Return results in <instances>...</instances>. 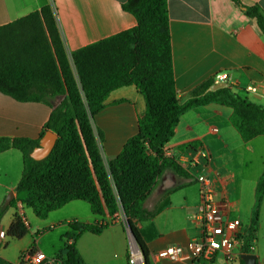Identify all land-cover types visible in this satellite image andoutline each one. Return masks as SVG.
Segmentation results:
<instances>
[{"label": "crops", "instance_id": "obj_1", "mask_svg": "<svg viewBox=\"0 0 264 264\" xmlns=\"http://www.w3.org/2000/svg\"><path fill=\"white\" fill-rule=\"evenodd\" d=\"M125 1L0 0V27L49 5L71 62L75 50L136 25L134 17L121 8ZM239 1L258 7L264 16V0ZM167 10L174 85L180 102L190 98L216 73L223 72L227 74V87L234 93L264 106V34L254 19L246 17L230 0H167ZM249 86L255 91H248ZM51 110L44 103L18 102L0 92V137L38 140ZM144 111V99L134 86L109 94L104 108L93 119L98 126L94 129L103 134L99 149L105 167L137 133ZM230 114V108L212 103L191 108L180 116L164 150L165 157L178 164L183 173L165 167L143 204L152 217L134 221L147 249L145 264H242L240 241L233 249L232 261L221 254L212 259L176 262L154 257L166 247L185 246L199 236L200 198L195 177L202 171L213 176L216 201L228 204L223 218L238 220L239 233L250 225L256 185L264 169V135L244 142L230 123ZM200 151L206 156H201ZM23 169L19 150L0 153V208L9 207L15 198ZM15 213L25 217L30 236H41L43 227H48L57 240L50 247L39 248L38 237L33 238L17 248L15 259L4 254L5 244L0 257L9 264H18L20 253L34 245L45 255L57 257L63 247L60 238L70 231L69 224L73 222L107 226L100 234L86 232L78 238L76 248L84 264H129V240L122 218L110 220L116 214L100 217L88 203L74 200L36 220L33 211L27 214L18 204L4 212L0 231H7ZM252 253L257 264H264V194Z\"/></svg>", "mask_w": 264, "mask_h": 264}, {"label": "trees", "instance_id": "obj_2", "mask_svg": "<svg viewBox=\"0 0 264 264\" xmlns=\"http://www.w3.org/2000/svg\"><path fill=\"white\" fill-rule=\"evenodd\" d=\"M230 1L254 19L264 34V16L258 7ZM121 8L134 17L136 25L75 50L71 62L49 5L0 27V92L18 102H41L50 107V100L64 96L52 108L39 136L46 131L57 135L46 158L35 161L30 157L39 139L0 137V153L13 148L24 160L9 206L17 208L20 204L44 219L51 211L79 200L88 203L100 217L123 214L147 257L134 221L152 217L143 204L165 167L183 173L164 155V146L172 138L180 116L212 103L228 107L230 123L247 142L264 135V106L242 98L230 87L212 90L213 79L180 102L172 70L167 0H126ZM127 86H134L142 95L145 111L138 120L137 133L105 167L91 121L112 91ZM96 135L103 139L99 129ZM263 194L264 169L256 185L250 225L238 236L242 254L253 251ZM3 210L0 208V217ZM24 219L14 214L5 232L9 238L21 239L28 233ZM69 227L70 231L60 238L63 247L57 257L62 264H84L76 248L78 238L86 232L100 234L107 226L73 222ZM0 264L9 263L0 257Z\"/></svg>", "mask_w": 264, "mask_h": 264}, {"label": "built area", "instance_id": "obj_3", "mask_svg": "<svg viewBox=\"0 0 264 264\" xmlns=\"http://www.w3.org/2000/svg\"><path fill=\"white\" fill-rule=\"evenodd\" d=\"M214 85L227 82L226 73H216L213 76ZM248 91L254 92L255 88L249 86ZM213 131H216L213 128ZM166 155V150H164ZM200 155L205 157L204 151H200ZM195 181L199 188L200 209V234L198 237L191 239L185 246L175 245L164 248L157 252L154 257L156 259L169 262H176L184 259H212L216 254H221L226 260L232 261L235 256L233 249L239 244V226L238 220H225L224 210H226L227 202H217L215 199V182L213 176L208 172H200L196 175ZM23 215V214H21ZM112 217L110 220H112ZM124 223V217L121 216ZM24 223L27 224L24 219ZM127 233V232H126ZM128 236V234H127ZM5 233L0 231V242L4 240ZM129 240V264H144L143 254L134 244L131 238ZM18 264H62L58 257L47 256L36 246H32L22 251L18 258Z\"/></svg>", "mask_w": 264, "mask_h": 264}, {"label": "water", "instance_id": "obj_4", "mask_svg": "<svg viewBox=\"0 0 264 264\" xmlns=\"http://www.w3.org/2000/svg\"><path fill=\"white\" fill-rule=\"evenodd\" d=\"M227 86H228L227 82H221L213 85L211 89L216 90L218 88H223ZM63 97H64L63 95H59L53 98L52 100H50L51 107L52 108L56 107L59 104V102L63 99ZM56 140H57V135L55 133L51 131H46L44 135L40 138L38 146L32 149L30 153V157L35 161L43 160L48 156V154L52 150ZM124 227L128 236L131 238L134 244L139 248L125 217H124ZM240 259L243 261L244 264H255L256 262V256L253 253L242 254L240 255ZM144 264H145V259H144Z\"/></svg>", "mask_w": 264, "mask_h": 264}, {"label": "rangeland", "instance_id": "obj_5", "mask_svg": "<svg viewBox=\"0 0 264 264\" xmlns=\"http://www.w3.org/2000/svg\"><path fill=\"white\" fill-rule=\"evenodd\" d=\"M91 126H92V129H93V133H94V135H95V138H96V143H97V145H98V148H100L99 147V145H100V140L97 138V135H96V130L97 129H94V127L93 126H95V128L96 127H98L97 126V121H96V119L94 120V124H93V120L91 121ZM99 151H100V149H99ZM101 155V154H100ZM12 207L11 206H9V207H7V208H4V210H3V213H2V215H1V217H0V220H1V218H2V216H3V214H4V212L6 211V210H10ZM24 211L28 214H30L31 213V209L30 208H28V207H24ZM121 216H123L124 217V215L123 214H119V215H116L112 220H111V222L112 221H114L116 218L118 219V218H120ZM32 217H34V219H38L37 217H35V216H32ZM40 221V220H39ZM44 229L41 231V236H37L38 237V243H37V246L39 247V248H43V247H45V246H47V247H50L52 244H54L55 243V241L57 240V235H55L52 231V229H49L48 227H43ZM5 233V232H4ZM37 235V234H36ZM37 237H35V238H37ZM33 238L34 237H32V236H30L29 235V233H27L23 238H21V239H11V238H9L7 235H6V233H5V237H4V240L2 241V244H0V250L1 249H3V248H5V244H6V251L4 252V254L6 255V256H8L9 258H16V256H17V248L20 246V245H23V244H25V243H27L28 241H31L32 242V240H33ZM34 238V239H35ZM59 242V241H58Z\"/></svg>", "mask_w": 264, "mask_h": 264}]
</instances>
